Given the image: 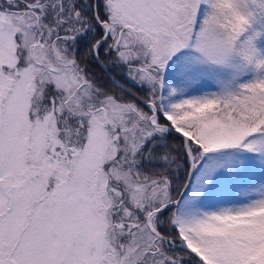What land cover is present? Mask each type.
Segmentation results:
<instances>
[{
  "label": "snow or ice",
  "instance_id": "6c2138e0",
  "mask_svg": "<svg viewBox=\"0 0 264 264\" xmlns=\"http://www.w3.org/2000/svg\"><path fill=\"white\" fill-rule=\"evenodd\" d=\"M0 264H264V0H0Z\"/></svg>",
  "mask_w": 264,
  "mask_h": 264
}]
</instances>
